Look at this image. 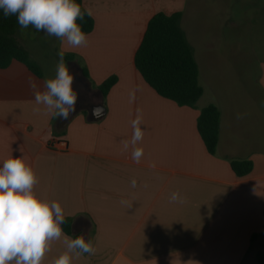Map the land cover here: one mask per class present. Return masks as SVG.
Instances as JSON below:
<instances>
[{"label":"crops","instance_id":"1","mask_svg":"<svg viewBox=\"0 0 264 264\" xmlns=\"http://www.w3.org/2000/svg\"><path fill=\"white\" fill-rule=\"evenodd\" d=\"M192 1L82 0L94 19L86 46L71 48L34 28V35L17 40L43 77L19 61L0 69V166L10 155H26L38 178L36 195L59 202L65 218H73L72 233L91 241L95 254L73 256L72 264H258L264 253V122L242 120L228 107L203 100L204 94L195 108L180 107L159 96L135 66L157 13H181L195 54ZM227 23L235 24L232 17ZM62 49L74 55L66 65L78 94L67 121L43 105L34 112L29 86L31 81L43 89L49 64L57 65ZM260 70L257 90L264 96V62ZM111 76L118 81L104 97L99 86ZM133 89L135 100L129 102ZM210 104L220 110L215 155L197 129L201 110ZM98 106L104 110L96 118L92 109ZM137 109L143 139L125 148ZM136 148L142 150L139 157ZM232 160H251L253 171L236 176ZM173 192L184 202H170ZM63 251L62 241L55 242L43 264Z\"/></svg>","mask_w":264,"mask_h":264},{"label":"clouds","instance_id":"2","mask_svg":"<svg viewBox=\"0 0 264 264\" xmlns=\"http://www.w3.org/2000/svg\"><path fill=\"white\" fill-rule=\"evenodd\" d=\"M0 10L5 17L16 16L21 29L31 25L71 48L88 43L87 35L77 21H82L85 15L92 16L93 12L90 7L82 9L75 0H0ZM64 55L63 49L58 52L56 75L44 80L42 90L31 81L29 86L37 105L34 112L39 113V106L43 105L46 113L67 120L76 110L78 94L73 89L74 76ZM136 91L133 89L129 93V102L135 100ZM92 115L99 118L103 108H93ZM142 123V112L137 109L136 118L131 121V141L123 142L125 148L129 143L136 145L143 139ZM141 151L136 148L134 156L139 157ZM28 160L23 154L19 157L10 155L0 166V264H43L46 253L57 241H62L65 251L51 264H72L73 256L94 255L96 249L91 241L86 242L83 236L73 239L63 232L65 215L61 204L36 195L34 187L38 178ZM135 186L133 180L132 187ZM170 202L183 203L184 200L179 192H173ZM121 204L131 207L127 200H121Z\"/></svg>","mask_w":264,"mask_h":264},{"label":"trees","instance_id":"3","mask_svg":"<svg viewBox=\"0 0 264 264\" xmlns=\"http://www.w3.org/2000/svg\"><path fill=\"white\" fill-rule=\"evenodd\" d=\"M75 2L84 8L82 0ZM181 17L179 12L172 15L157 13L150 19L135 54V66L144 81L159 96L180 107L195 108L204 89L200 83V70L194 49L180 25ZM77 23L86 35L94 30L92 16L85 15ZM19 28L16 16L5 17L0 10V69L7 68L13 61H19L32 73L43 77L41 68L32 61L28 50L17 40ZM64 60L65 63L72 62L74 55L65 54ZM84 75L88 78L87 73ZM117 81L116 76H111L99 86L104 97ZM197 129L208 153L215 155L220 136V110L216 105L210 104L201 110ZM230 166L238 177L248 176L254 167L251 160H232ZM72 224L73 218L67 217L62 229L66 235L76 238L79 235L72 233ZM257 260L264 264V253H260Z\"/></svg>","mask_w":264,"mask_h":264},{"label":"rangeland","instance_id":"4","mask_svg":"<svg viewBox=\"0 0 264 264\" xmlns=\"http://www.w3.org/2000/svg\"><path fill=\"white\" fill-rule=\"evenodd\" d=\"M260 7L264 0H193L190 7L203 100L226 106L252 124L264 122V96L257 90L264 62ZM229 17L234 25L227 23ZM28 34L34 35L31 25L17 33ZM56 66L54 60L49 64L47 78H54Z\"/></svg>","mask_w":264,"mask_h":264},{"label":"built area","instance_id":"5","mask_svg":"<svg viewBox=\"0 0 264 264\" xmlns=\"http://www.w3.org/2000/svg\"><path fill=\"white\" fill-rule=\"evenodd\" d=\"M57 145H59V146H64V144L63 143H61V142H59V143H57Z\"/></svg>","mask_w":264,"mask_h":264},{"label":"water","instance_id":"6","mask_svg":"<svg viewBox=\"0 0 264 264\" xmlns=\"http://www.w3.org/2000/svg\"><path fill=\"white\" fill-rule=\"evenodd\" d=\"M104 110V109H103Z\"/></svg>","mask_w":264,"mask_h":264}]
</instances>
